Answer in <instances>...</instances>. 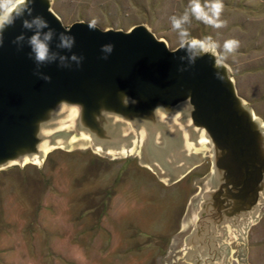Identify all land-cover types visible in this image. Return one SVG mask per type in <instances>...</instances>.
<instances>
[{
    "label": "water",
    "instance_id": "water-1",
    "mask_svg": "<svg viewBox=\"0 0 264 264\" xmlns=\"http://www.w3.org/2000/svg\"><path fill=\"white\" fill-rule=\"evenodd\" d=\"M32 7L33 17L55 30L51 50L83 61L68 60L69 68L60 67L59 58L41 65L40 74L51 78L46 82L29 58L33 32L22 20L7 28L0 47V168L39 163L63 144L66 139L57 138L67 126L74 127L73 138L100 151L136 155L167 185L208 160L205 174L193 178L197 189L178 229L184 260L229 264L235 253L243 263L246 231L264 211V123L237 93L229 67L219 70L221 81L210 56L189 66L179 44L169 47L144 23L90 30L89 20L65 25L51 0H35ZM60 33L75 37L70 52L56 47ZM21 34L26 39L15 43ZM106 44L114 50L103 59Z\"/></svg>",
    "mask_w": 264,
    "mask_h": 264
},
{
    "label": "rangeland",
    "instance_id": "rangeland-1",
    "mask_svg": "<svg viewBox=\"0 0 264 264\" xmlns=\"http://www.w3.org/2000/svg\"><path fill=\"white\" fill-rule=\"evenodd\" d=\"M222 2L226 27L214 29L191 16L184 27L197 39L211 36L221 52L226 40L239 41L226 63L237 93L264 123V0ZM189 4L51 0V9L65 25L76 19L123 29L144 23L174 47L179 37L170 18ZM67 128L57 138L66 139L63 144L53 145L39 163L0 168V264H188L178 229L197 189L191 177L207 165L164 185L136 155L115 157L73 138L74 127ZM244 245L241 264H264V211L248 227ZM235 258L229 264H238Z\"/></svg>",
    "mask_w": 264,
    "mask_h": 264
},
{
    "label": "clouds",
    "instance_id": "clouds-1",
    "mask_svg": "<svg viewBox=\"0 0 264 264\" xmlns=\"http://www.w3.org/2000/svg\"><path fill=\"white\" fill-rule=\"evenodd\" d=\"M35 0H0V47L3 46L4 32L7 28L14 26L17 20H22V27L25 30L33 32V35L27 37V44L31 48L29 58H34L37 64L36 75H39L41 79L46 82H50L49 76L41 75L39 67L41 65H48L57 58H59L60 67L69 68L71 65L67 63L68 60L75 62L79 66L83 57H78L75 54L70 57L60 55L58 52L51 50V42L53 37L56 36L55 30L50 28L48 22L42 16L33 17V7ZM225 5L222 0H205V3H201V0H190L188 8L185 10L183 15L177 17L172 16L171 27L178 33L179 37V49L184 50L189 66L195 64L198 58L203 56H210L214 60V68L217 69V79L223 81L224 75H221V69H228L226 63L227 56L233 54L240 46L239 41L235 39L226 40L223 43V52L219 51L220 45L211 37L206 36L203 39H197L190 36L185 24L190 23V16L197 21L202 22L206 26H211L214 29H221L227 26V22L221 19ZM25 16L32 17L31 19L24 18ZM97 19H92L88 22L87 26L90 30L97 29ZM48 29L47 32L42 30ZM105 31H108L107 29ZM26 37L21 34L14 41L15 43L22 42ZM59 43L56 45L58 49L71 51L75 44V37L60 33L58 36ZM114 50L112 44L103 45L101 51L106 55L103 59H107ZM183 61L185 57H180ZM181 71L187 69L181 68ZM130 98L123 96V103L127 104ZM132 104H136L135 100H131Z\"/></svg>",
    "mask_w": 264,
    "mask_h": 264
},
{
    "label": "flooded vegetation",
    "instance_id": "flooded-vegetation-1",
    "mask_svg": "<svg viewBox=\"0 0 264 264\" xmlns=\"http://www.w3.org/2000/svg\"><path fill=\"white\" fill-rule=\"evenodd\" d=\"M201 164H206L207 165V168L203 171V172H201V173H199V174H197L196 176H192L191 177V183H193V178L194 177H200V176H202V175H204L205 174V172L208 170V166H209V163H208V160H204V161H202L200 164H198L197 166H195V167H193L188 173H186L182 178H184L185 176H187L191 171H193L194 169H196V168H198L199 166H201ZM182 178H180L179 180H177L176 182H178V181H180ZM176 182H174V183H176ZM174 183H171V184H174ZM160 184V183H159ZM162 184V183H161ZM164 185H167V184H164ZM168 185H170V184H168ZM193 186H195L194 184H192ZM194 191H195V188H194ZM194 193V192H193ZM192 193V194H193Z\"/></svg>",
    "mask_w": 264,
    "mask_h": 264
}]
</instances>
